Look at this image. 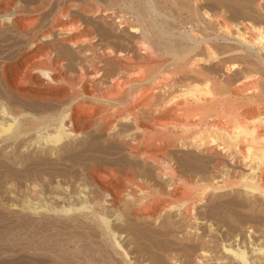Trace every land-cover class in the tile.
Wrapping results in <instances>:
<instances>
[{
    "label": "rangeland",
    "instance_id": "374dc122",
    "mask_svg": "<svg viewBox=\"0 0 264 264\" xmlns=\"http://www.w3.org/2000/svg\"><path fill=\"white\" fill-rule=\"evenodd\" d=\"M180 1L0 0V108L1 105L5 104L10 107V110L20 107L18 109L35 113L36 116H44L51 109L56 112L58 109H62L64 105V107H69L70 105L71 112H69V116L74 125V132L78 134L77 140L80 142L79 145L77 143L70 148L61 147L50 154L45 150L39 152L36 144H30V140L36 136L34 131H30L27 135L16 139L0 141V264H120L122 261L121 258L118 257V260L117 257H112V254L106 251L108 249L105 248L104 242L99 237V231L82 217L69 214L72 219L77 218L73 222L74 220L65 218L66 216L64 217L61 214L43 213L40 210L38 211L39 213L32 214L22 209V203L30 201L29 196L33 194L31 190H34L36 194V197L32 200L33 204L37 203L36 205H67L78 201L79 196L82 198L85 195L87 200L91 201V204L93 203L94 208L100 209L99 205L103 200L107 201L110 196L117 195L122 188L123 191L129 192L130 189H134V183L140 182L134 172L126 168V162H138L137 156L129 154L130 150L136 152L137 155L143 151L160 152L164 150L171 154V156H174L172 157L174 158L177 171L180 174H189L188 176L191 179H193L197 169L203 166V163L207 159L211 158L210 160L213 163L210 166L212 168L210 167L207 171L215 176L217 175V171H215L213 165L222 161V157L217 151L215 153H208L203 149L196 150L181 147L176 143H172L173 138L171 134H162V136L157 134L159 135L157 138L161 139L162 143L159 145L157 141H154L151 142L150 146H145V144L140 143L141 133L132 130V123L130 121L123 122L119 116H115L103 122L102 118L107 115L106 110L104 106L94 99L95 96H100L101 88L92 85L88 81L90 77L88 75L91 73L90 70L84 71L87 76L81 81L80 88H74V83H76H73L74 76L78 74L77 69L81 62V54L89 49L91 45L100 43V45L114 46L115 48L125 50V47L129 48L130 43L136 39L135 36H139L138 32L131 31L128 25L123 23L126 18H130V21L134 20L133 10L135 9L144 13L145 8H148L146 15L150 19L152 18L151 20L162 25L163 39L170 42L175 49H178L179 45L189 44V40L185 39L186 34L196 31V27H199V25L203 28L207 24L206 27L209 28L207 29L208 34L216 46L234 45L230 39H233L236 33V26L239 29L241 28L240 31L245 33L247 38L254 36L253 31L250 30L252 22H255V25L261 22L260 25L264 27V0H249L248 2L246 0ZM234 2H236L235 6L237 7L234 6ZM208 3L211 7L208 6ZM150 7H154L153 10ZM245 7L247 8L245 9ZM242 11H244V14L246 13L245 17L243 15L240 16V14H243ZM235 12L239 13V15ZM252 16L254 19H251L253 18ZM260 17L262 21H260ZM211 19L217 21V23L211 22ZM195 23H198L197 26ZM214 24L227 26L229 33L225 34L219 31L215 28ZM103 37L105 38L103 39ZM44 54H49V59L45 58ZM86 54L90 56L91 53ZM220 59L223 58L200 66L204 70L207 69L206 71L212 74L211 76H218L216 77L218 79L223 75L224 77H221V81H229L230 77L234 79H231L230 83L239 80L241 72L244 71V67L240 61L237 59L229 60L228 57L223 59H228L226 62H222ZM33 61L37 63L35 64ZM131 64L126 70L129 73L130 82L134 81V79L137 80L132 73L139 68L141 71L143 70V78L147 75H156V77H160L161 79L159 80L158 87H160V94L165 98L178 95L187 83L182 80L183 75L178 73L174 66L171 67L173 64L170 63L168 57L163 56L149 64L143 60L141 61L138 57ZM226 66H231L232 69L227 70ZM209 67L214 71L210 70ZM36 68L50 71L49 76L52 78L53 83L41 77ZM154 71L156 74H154ZM146 72L148 73L144 75ZM121 76L125 78V74ZM166 76H170L171 78L169 77L167 80L165 79ZM162 79H165L166 82ZM258 80L262 83L264 81L262 77H259ZM196 82L198 83L197 80ZM56 86L58 87L56 88ZM72 86L73 88H71ZM137 88L138 86H134L132 89L136 90ZM90 93L92 96L89 95ZM119 94L121 92L116 97ZM74 100L80 101L79 104H84L86 111L79 114L76 113L74 111ZM138 105L140 106L139 103H136V109L130 108V113L133 112L132 114L138 119L140 126L146 127V121L142 119L143 114H141L142 118L140 117L142 107ZM174 108V106H171L168 108V111L162 112L159 118L160 122L175 124H190L194 122L192 117L190 118V116L185 114L184 107ZM138 109L141 110L139 111ZM261 109L255 106H244L239 111L245 112V116L249 118L254 117L258 113H264V107ZM10 119V117L2 114L0 110V122ZM109 128H113L114 130ZM94 148L96 151L99 150L98 153ZM102 151H104L103 154ZM176 158L181 159L178 162ZM98 159L101 160L99 161ZM109 159L112 160L110 161ZM104 160L106 164L100 163L104 162ZM108 161L110 162L109 164ZM239 167L236 166V169L241 170V167ZM191 168L196 171L191 170ZM109 171L114 172L113 175H109L108 181L101 180L96 183L92 179L93 177H91V175L96 173L102 174ZM130 173L131 176H129ZM203 174L200 173L196 177L205 178L207 172ZM130 177L134 178L133 181L135 182L129 183L128 179ZM35 184L37 186H34ZM128 186L130 189H128ZM106 194L110 196L107 197ZM164 200L166 202L171 201L169 198H164ZM231 200L238 203V205L236 204L237 207L233 206V204L230 205L231 203L229 204ZM172 201L176 202L177 200L172 199ZM249 202L254 204L251 208L248 207ZM223 206L224 208H222ZM155 208L153 210V217L158 215L157 212L160 207L156 206ZM211 210L213 211L211 212ZM212 213L213 217H211ZM205 215L208 217H204ZM159 216L154 221L144 219L143 217H139L138 219L137 217H132L133 225H130L135 231L131 229L137 236L132 240L135 246L132 245L126 250L128 251L127 260L130 259L132 264H223L225 261L223 259L222 261L221 258L227 255L224 253L222 245L226 248L227 246L231 247L232 249L242 246L246 247V251H250L251 249H256L257 246L255 247V245H258L260 241H264V200L257 195L251 197L245 191H241L237 195L229 194L220 198L208 197L204 203L196 207L194 218L191 220L189 226L185 228L186 230L176 228L175 230L173 227L165 226V222H170L167 220L165 212H162ZM239 218L244 221H241ZM218 219L221 221L223 219L224 222H219ZM180 225L181 223L177 226L180 227ZM183 226L185 225L183 224ZM147 230L149 231L147 232ZM151 231L153 233H150ZM149 236L152 237L150 238ZM119 241L120 244H124L126 239H123L122 235ZM204 252L206 255L209 254V256H203ZM201 254L203 255L201 256ZM256 261L257 259L253 260L252 264H260L261 261V264H264V259L260 260L259 263Z\"/></svg>",
    "mask_w": 264,
    "mask_h": 264
},
{
    "label": "bare ground",
    "instance_id": "6f19581e",
    "mask_svg": "<svg viewBox=\"0 0 264 264\" xmlns=\"http://www.w3.org/2000/svg\"><path fill=\"white\" fill-rule=\"evenodd\" d=\"M171 1H174V0H171ZM246 1L248 2L249 0H246ZM234 3L233 4L235 6L236 2ZM208 6H210V4ZM153 8L151 9L153 10ZM246 8L247 7H245V9ZM147 10L148 8H145L144 13H142L138 11L137 9H135L133 10L134 20L130 21L129 20L130 18L129 19L126 18L127 20L125 19V21L123 22L128 25V28H130L131 31L138 32V35H139V36L137 35L138 37L135 36L136 39H134L132 43H130L131 45H129V48L125 47V50L124 49L122 50L121 48H115L114 46H107L103 44L100 45L99 43L97 44L98 46L94 44L91 45L89 49L85 50L81 54V62L79 63V66L77 69L78 74L74 76L75 79L73 83L76 82L74 83V88H77V89L80 88V83H82L81 81H83V78L87 76L84 73V71L90 70L91 73L90 74L88 73L89 74L88 76H90L88 81L92 83V85H96L101 88L100 96L99 97L95 96L94 99L97 100V102H99L102 106H104L106 110L107 115L104 118L101 117L103 122L107 119L114 118L115 116L116 117L119 116L120 120L123 122L130 121L132 123V126H131L133 128L132 130L135 132L139 131L141 133L140 143L145 144V146L146 145L150 146L151 142H154V141H157V143H159L160 145L162 141L161 139L157 137L159 135L162 136V134H171L173 138L172 143H176L177 145L181 147L193 148L196 150L203 149L205 152H208V153L209 152L215 153L217 151V153L221 155L222 157V161L219 159L221 162L214 163L215 165H213L214 166L213 168H215V171H217V175L215 176L214 174L208 173L207 171L209 170L210 167L212 168V166H210V164L213 163V161L210 160L211 158L207 159V161H205L203 163V166H200V168L197 169L195 167L197 171L191 168V170H195L197 172L196 173L194 171L195 173L193 176V179H194L193 180L191 179L190 176H188L189 175L188 172H187L188 175H185V173L180 174V172L177 171L176 164L173 160L174 156L172 155L173 156L172 157L171 154L165 152L164 150L160 152L143 151V152H139L138 155L136 152H133L132 150H130L129 154L132 156L134 155L137 156L138 162L137 163L126 162V168L127 170L131 169L136 175L137 179H139L141 183L140 182L139 183L136 182V184L134 183L133 185L134 189H130L128 186V189H130L129 192L123 191L122 190L123 188H122L121 191L117 193V195L110 196L106 194L107 197L108 196L110 197L109 199H107V201L106 200L102 201V203L99 205L100 209L94 208L93 203L91 204L90 203L91 201L89 202L87 200V197L84 195V193H83L84 196L82 198H80L79 196L78 201H76L77 203L72 202L67 205L64 204L60 206L59 205H56V206L36 205L37 203L36 204L32 203V200H34V198L36 197L34 190H31L32 191L31 193L33 194L29 196L30 201L23 202L21 206L22 209L27 210L28 212L32 214L39 213L38 212L39 210L43 211V213L51 212L53 214H61L64 217L66 216L65 218L74 220L73 222H75L77 218L72 219V217H70L69 214H74V215H78L82 217L87 222H90L99 231V237H101L102 241L104 242L105 248L108 249L106 251L107 252L109 251L112 254V257L115 256V258L117 257V259L118 257L121 258L122 261L121 263L119 262L120 264H132L130 259L127 260L128 251H126L128 250L127 248L134 245L132 240L135 238V236H137V234H135L132 231L133 229L131 226L133 225V222L131 220L132 217H137V219L139 217H143L144 219L154 221L160 217L159 215L162 214V212L163 213L165 212L166 218L170 222L169 223L165 222L164 225L171 227V228L173 227L174 229L176 228L179 230H183L189 226V224L191 223V220L194 218V214L196 213V207L199 204L204 203L207 200V198L210 196L220 198L222 196L229 195V194L237 195L241 191H245L246 194L251 195V197H254V195H257L262 200H264V113H258L257 115L254 114L255 115L254 117L247 118L245 116V112L239 111V109L244 106H255L258 109H261L262 107H264V81L262 80L263 81L262 83L258 80L259 77H262L264 79V27H262L263 25L262 26L260 25L261 24L260 21H262L261 17L259 21L260 23L258 25L257 24L255 25L254 24L255 22L254 23L252 22L253 24L252 23L250 24L251 28L246 27V28H250V30L253 31L254 33L253 37H249L250 39L247 38L245 33L240 31L241 28L239 29V27L236 26L235 27L236 33L233 39H230V41L234 43V45H228V46L214 45L213 39L210 38V35L208 34L207 29L209 28L206 27L207 24L205 25L202 22L206 28L203 26H202L203 28H201L200 27L201 25H199L198 27L197 26L198 23L197 24L195 23L197 26L196 27L197 30L195 29L196 31L186 34L187 36L185 39L189 40V44L179 45V48L175 49L170 42H167L163 39L162 25L159 24L158 22H155L154 20H151L152 18L150 19L149 16L146 15ZM170 10L173 11L171 8ZM238 12L240 11L238 10ZM242 12L243 14H240V16L241 15L244 16L246 14V13L244 14V11ZM235 13L237 14V12ZM237 15H239V13ZM235 17L237 18V16ZM251 19H254V17ZM212 21L213 20L211 19V22ZM214 22L217 23V21H213V23ZM214 25H215V28L218 29L219 31H222L225 34L229 33L228 32L229 29L227 26L225 25L220 26L219 24H214ZM108 35H105V36H108ZM104 38L105 37H103V39ZM178 38H179V35H178ZM182 38L184 39L183 36ZM86 53H91V54L90 56H88ZM43 56L49 59L50 55L44 54ZM163 56L169 58L170 63L173 64L171 67L174 66L175 70L178 73L183 75L182 80L188 83V84L186 83V85L183 86L182 90L180 91L178 95H174V96L167 97V98L163 97V95L160 94L161 93L159 90L160 87H158L159 80H161L160 77H156V75H147L146 76L147 78L146 77L143 78L142 77L143 70L141 71L139 68L135 71L133 70L134 72L132 73L133 76L137 78V80L134 79V81L130 82L129 73L126 71L127 68H129V66L132 65L131 64L132 61L138 57L141 59V61L143 60L149 64ZM227 57L229 60L237 59L238 61H240V63L244 67V71L241 72V76L239 80L233 83L229 82L232 79L231 77L229 81L228 80L221 81L222 79L221 77H224L223 75L220 77V79H218L216 78L218 76H215V77L211 76L212 74L206 71L207 69L205 66L204 67L206 70H204L203 67L200 66L202 64L209 63L210 61L219 60V58L224 59ZM223 59H220V60H222V62L228 61V59H225V60ZM230 68L232 69L231 66L229 67L226 66L227 70H230ZM37 70L41 74V77L53 83L52 78H50L49 76L50 71H47V69L41 70L40 68ZM210 70H213V69L210 68ZM147 73L148 72H146L144 75H146ZM122 74L123 75L125 74V78H122L123 77L121 76ZM154 74H156V72ZM169 77L166 76L165 79ZM165 79H162V80L166 82ZM172 80H175V79H172ZM196 80L198 81V83L196 82ZM68 85H72V84H68ZM134 86H138V88L136 90L132 89ZM57 87L58 86H56V88ZM71 88H73V86ZM120 92L121 94H119V96L116 97V95ZM89 95H91V93ZM74 102H75L74 111L76 113L79 114L81 112L86 111L84 104H81V103L79 104L80 101L78 102L77 100L76 101L74 100ZM136 103H139L140 106L142 107V113L140 112V117L142 116L141 114H143V118L142 117L141 118L146 121V124H147L146 127L140 126L138 124V119L135 117V115L132 114L133 112L130 113V108L136 109V106H135ZM4 105L3 106L1 105V108H0L1 113L10 117L11 119L0 122V141L1 142L7 141L10 139H16L18 137L27 135L30 131H34L36 136L30 140V144H34V145L36 144L38 146L37 150L39 152H42L43 150H45V151H48L50 154H52V152L57 151L61 147L70 148L72 146H75L77 143H78L77 145L80 144V142H78L77 140L78 134L74 132V125L69 116V112H71L70 105L69 107L68 106L64 107L65 106L64 105L63 106L64 108L62 107V109H58V111L56 112L51 109V111H49L50 113L48 112L47 109H45L48 112V114H44V116L40 115L41 117L36 116L35 113L26 112L24 109L23 110L18 109L20 107H18L17 109L12 108V110H10V107L6 105L4 106ZM180 105L184 107L183 110L186 111V113L185 112L184 113L187 114V116H190V118L192 117L194 119V122L192 121L193 123L175 124V123H170V122L169 123L160 122L159 118L162 112L168 111V108L171 106H174L175 108L176 107L180 108L181 107ZM135 112H138V111H135ZM99 120H100V117H99ZM113 128H109V129H113ZM115 129H116V126H115ZM128 131H125V132H128ZM133 142L134 141H132V143ZM136 144H137V140H136ZM98 151L96 152L98 153ZM103 152L104 151H102V154ZM213 158H217V157H213ZM179 159H177L178 162H179ZM98 160L100 161L101 159H98ZM100 163L106 164L105 160L104 162L102 161ZM109 163L110 162L108 161V164ZM236 166H240L241 170H237ZM113 172L114 171H109L108 173L105 172L102 174L93 172L96 174L91 175V177H93L92 179L97 183L101 180H107L109 175L110 176L113 175ZM206 172H207V176L205 178L203 177L199 178L200 176L196 177L198 174L200 173L205 174ZM129 176H131V173ZM133 179L134 178L130 177V179H128L129 180L128 182L129 183L135 182L133 181ZM144 185H147V186H144ZM34 186H37V184H35ZM177 193H179V195H177ZM164 198H169L171 200L170 202L172 203L166 202ZM172 199L177 200V201L173 202ZM164 204L166 205L164 206ZM229 204L230 205L233 204V206L234 205L236 206V204L238 205L236 201L232 202V200L231 202H229ZM252 205L254 204L250 203L248 207L251 208ZM156 206H159L160 208H159V211L157 212L158 215L156 217H153V210L156 209L155 208ZM222 208H224V206ZM213 210H211V212ZM206 216L207 215H205L204 217ZM211 217H213V213ZM215 217L217 216L215 215ZM218 221L220 222L221 220L218 219ZM241 221H244V220H241ZM180 223L181 225L180 227H178L177 225ZM183 224L185 226H183ZM225 229H226V226H225ZM133 230L135 231V229ZM148 231L149 230H147V232ZM150 233H153V232L151 231ZM122 235H123V239H126V242L124 244H120V241H119ZM252 246L254 247V245ZM255 247L256 249H253V250L251 249L250 251L249 250L246 251L245 249L246 247L244 248L241 246V247L232 249L231 247L227 246L226 248L224 245H222V249L227 256L223 258L220 257V258L221 260L223 259L225 261L223 264H252L253 260L255 259H257L259 263L260 260L264 259V241H260V243H258V245L256 244ZM202 255L203 254H201V256ZM203 256H209V254L206 255L204 252ZM206 263H209V262H206ZM217 264H221V263H217Z\"/></svg>",
    "mask_w": 264,
    "mask_h": 264
}]
</instances>
